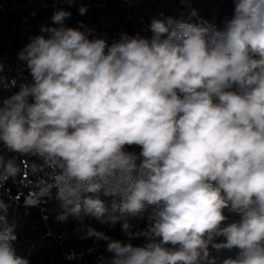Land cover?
<instances>
[{"label": "clouds", "instance_id": "clouds-1", "mask_svg": "<svg viewBox=\"0 0 264 264\" xmlns=\"http://www.w3.org/2000/svg\"><path fill=\"white\" fill-rule=\"evenodd\" d=\"M233 3L223 30L154 19L150 38L110 46L59 10L18 53L33 82L0 103V146L54 165L58 220L121 223L127 243L87 228L111 254L100 264H217L210 246L238 250L221 264H264V0ZM19 173L0 155V181ZM101 192L120 198L113 211ZM7 210L0 200V264H29Z\"/></svg>", "mask_w": 264, "mask_h": 264}, {"label": "trees", "instance_id": "trees-1", "mask_svg": "<svg viewBox=\"0 0 264 264\" xmlns=\"http://www.w3.org/2000/svg\"><path fill=\"white\" fill-rule=\"evenodd\" d=\"M81 7L87 9L83 15L79 12ZM59 10L71 13L64 21L66 27L76 28L82 23L94 29L93 35L106 39L110 46L118 42L122 34L150 38L149 26L154 19L172 17L223 30L225 21L233 15L234 3L233 0H0V103L18 92L21 85L33 82L18 53L32 38L49 35L42 29L59 27L51 19ZM128 150L139 152L140 149L133 146ZM0 155L6 159L15 157L20 167L14 180L0 181L3 183L0 184V200L8 205V224L13 226L17 236L13 247L29 264H100L101 257L111 254L105 251L103 240L87 237L88 227L129 242L121 223L102 224L91 216L85 217L83 224L71 216L66 221L57 219L64 209L57 199L58 188L50 182L54 165L36 156L8 152L3 146H0ZM46 188L47 194L43 192ZM99 195L110 211L113 204L120 203L119 197H105L102 192ZM156 211L155 206H146L139 215H129L133 231L145 229ZM225 214L229 221L238 219L227 210ZM222 240L220 237L216 242ZM130 242L143 246L146 239L141 236ZM209 252L217 264L238 255L236 249L216 250L211 246Z\"/></svg>", "mask_w": 264, "mask_h": 264}]
</instances>
